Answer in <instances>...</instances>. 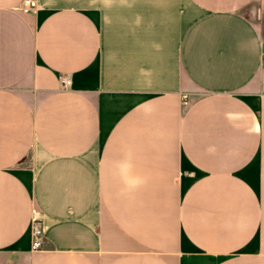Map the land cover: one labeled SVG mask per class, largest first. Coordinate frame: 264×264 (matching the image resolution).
I'll return each mask as SVG.
<instances>
[{
	"label": "crops",
	"instance_id": "obj_1",
	"mask_svg": "<svg viewBox=\"0 0 264 264\" xmlns=\"http://www.w3.org/2000/svg\"><path fill=\"white\" fill-rule=\"evenodd\" d=\"M23 1L0 0V253L264 264V0Z\"/></svg>",
	"mask_w": 264,
	"mask_h": 264
},
{
	"label": "built area",
	"instance_id": "obj_2",
	"mask_svg": "<svg viewBox=\"0 0 264 264\" xmlns=\"http://www.w3.org/2000/svg\"><path fill=\"white\" fill-rule=\"evenodd\" d=\"M38 8L37 0H24L22 3V9L24 11L36 10ZM60 85L63 89H68L72 85L70 76L63 75L60 77ZM184 103L187 104V97H184ZM32 249L39 250L42 247L43 229L41 215L37 211H33L32 215Z\"/></svg>",
	"mask_w": 264,
	"mask_h": 264
},
{
	"label": "rangeland",
	"instance_id": "obj_3",
	"mask_svg": "<svg viewBox=\"0 0 264 264\" xmlns=\"http://www.w3.org/2000/svg\"><path fill=\"white\" fill-rule=\"evenodd\" d=\"M0 264H20L17 257L10 253H0Z\"/></svg>",
	"mask_w": 264,
	"mask_h": 264
}]
</instances>
